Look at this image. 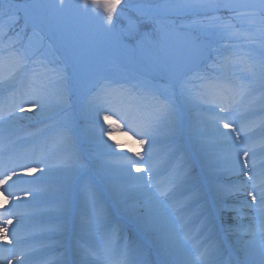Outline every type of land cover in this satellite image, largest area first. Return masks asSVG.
Segmentation results:
<instances>
[{"label": "snow or ice", "instance_id": "1", "mask_svg": "<svg viewBox=\"0 0 264 264\" xmlns=\"http://www.w3.org/2000/svg\"><path fill=\"white\" fill-rule=\"evenodd\" d=\"M217 40L233 54L213 60ZM119 53L126 63L114 66L132 67L135 82L114 87L101 73ZM0 90L8 93L0 122L51 113L68 149L70 182L46 209L56 218L53 245L67 258L46 264H264V0H0ZM74 95L89 142L109 157L103 163L72 135ZM191 100L208 106L226 154L187 149L179 102ZM257 111L258 125L245 118ZM114 132L132 133L146 150L107 143ZM162 139L171 144L163 156ZM8 151L0 141V194L17 203L0 212V245L4 264H29L34 249L21 250L13 208L23 177L43 173L44 159ZM242 208L253 223L233 227ZM213 233L239 237L229 245L235 259Z\"/></svg>", "mask_w": 264, "mask_h": 264}, {"label": "rangeland", "instance_id": "2", "mask_svg": "<svg viewBox=\"0 0 264 264\" xmlns=\"http://www.w3.org/2000/svg\"><path fill=\"white\" fill-rule=\"evenodd\" d=\"M130 3L135 4V3H139V2H150V0H129ZM125 12L128 15L134 14L133 12H131L130 9H125ZM23 23V21H21ZM44 35V39H43V44L45 46H47L49 43L47 41V37L45 34ZM222 42V41H220ZM223 43V42H222ZM214 47L217 48L218 50L225 52L228 51L229 55H232V50L231 49H226L222 44H214ZM126 53H119L118 57L116 60L109 62L108 64H106L105 66V71H103L101 73L102 76L104 77H109L107 75L108 72H115L118 70V66H114V65H119L121 62H125V57H126ZM215 55V53L213 52L212 57ZM240 55H243V52L240 53ZM129 70L133 71L135 73V70L132 67H128ZM99 78V77H98ZM109 81L112 82L113 86H119V85H125L127 86L128 84H130L129 82H122V83H117L112 79H108ZM2 91V90H1ZM74 107H75V111L73 110H69V116L67 117V119H69L72 122V135L75 138V140H77L78 145L83 149L84 154L87 155L89 152H91L92 154H94L97 157V163H101V159H103L104 157L106 158L105 155V149L103 147L102 144H98L95 142L90 143L88 140V130H89V125H88V121L86 119V117L84 115L81 114L80 109H79V101H77L76 103L74 102ZM188 104V110H189V115L188 118L189 120L186 119V121H188L189 124V129L186 131V133L188 132L190 136L193 137V139L195 140V145L196 147H199L202 151L208 153L210 156H214L217 155L216 153L213 152V148L211 147V144L217 145V146H225L221 140L220 137L218 136V134L215 131L214 128V122L209 120L208 117L210 114H203L201 112V109H207V107L204 106V104L199 103V101L196 100H191L187 102ZM75 114H79L80 118L82 121H84L85 123L82 124V126H80V131H81V135H82V140H78L76 139V133H78V123H77V118L74 116ZM16 115L18 117H29V119H22L19 121H13V122H9V123H4V122H0V141L3 142V140L7 137V132H11L12 130L14 131H23L25 132L24 134V138L29 139L35 135H39L37 138H39L43 133H47V132H54L57 128V126H55L53 124V119L51 118V113H46L45 115H40L39 114V110L35 111V112H30L28 114L26 113H20L17 112ZM22 115V116H19ZM62 115V114H61ZM57 120L61 119V116H57L56 117ZM75 119V121H74ZM113 119L115 120L116 117H113ZM258 120L257 122H255V124H259ZM39 128L33 129V130H25L28 128L30 123L33 124H38L40 123ZM221 131H227L225 129L221 128ZM114 133H117V135H115ZM113 133V139L112 140H107V137H104V139L107 141V143L109 144H115V143H119L122 145H126L127 148H132L137 147V148H141V145L139 143H134L132 146L128 145L124 142H122V137L125 134L124 132H114ZM260 128L256 127L255 131H254V139L258 141L260 139ZM186 137V134H185ZM56 138L58 137V134L56 135ZM218 140H220V142H217ZM34 142V141H33ZM85 144H88V146ZM162 145V148H159V146ZM9 148V147H7ZM158 150L160 151V153H163L167 148L168 145H165V143H159L157 145ZM48 149L47 147L45 148H39V151L45 152L48 151L50 152L51 150H46ZM120 151V149H118ZM227 152V149L225 150ZM220 152V151H219ZM129 155H131V153H129ZM162 156V155H161ZM223 178V177H222ZM246 179V178H245ZM226 181H230L228 179H223ZM241 199H243L241 197ZM248 199L250 200L251 198L248 197ZM26 210H22V216H20V218L18 217H13V224L12 226H25V225H30L31 223H29V221H27L24 217L26 216ZM246 211V212H245ZM241 209V213H249L248 209ZM45 213L46 216H52L55 218L54 214L51 213L50 211H46ZM40 214L37 215V213H32L30 216H27V219H29V217H34L36 218L40 223H42V229L47 228V230L49 231L50 227L52 224H54L56 222V219L51 221V224H49L48 220L44 217H40ZM21 218H24L21 219ZM17 220H19V222H17ZM230 223L233 227H235L236 225H243L245 227H247L249 224H252L253 221L251 219H239V220H230ZM258 227V226H257ZM15 228V227H13ZM48 235H44L45 238H47ZM4 247H8L7 245L3 246L2 248L0 247V257L4 258L5 253L3 252V248ZM56 252H59V250L55 249L54 247H49L48 245H44L41 249V251L39 253H35L32 254L28 257L29 259V264H35L38 261H40L41 259L45 258V257H49L54 255Z\"/></svg>", "mask_w": 264, "mask_h": 264}, {"label": "bare ground", "instance_id": "3", "mask_svg": "<svg viewBox=\"0 0 264 264\" xmlns=\"http://www.w3.org/2000/svg\"><path fill=\"white\" fill-rule=\"evenodd\" d=\"M135 139H138L136 136H134L132 133H128L124 136V140L129 143L132 144V142L135 141ZM13 143V141H15V139L11 140ZM21 143H25V141L23 140ZM18 156H20V154H16L14 156L13 159L17 158ZM41 158V156L39 157ZM37 158V159H39ZM43 158H44V154H43ZM259 158V157H258ZM65 160V159H64ZM64 160H59L57 161L56 158L54 159H45L44 160V164L41 165L45 166V165H58L60 166V168H58L57 170L54 171H48L47 173H42L39 169H37V171L33 172L31 175L29 176H25L23 178H27L29 179V177H42L44 174H48L49 175V180L50 183L49 184H43V183H30L27 186H22L18 188L19 192H23L25 190H42V192L47 196V197H51V198H56L59 197L61 194V190L65 187V185H67L69 183L70 180V173L67 169H65L63 167V161ZM17 171H20V169H17ZM237 207L240 206V204H235ZM234 214L231 213V215ZM252 217V216H251ZM21 233L18 234L20 237H22V245H21V250H26V249H34V245L33 242H31V237L33 236L32 232L33 230H31L30 228H28V226L21 228ZM229 239L232 241V243L234 244L235 241L238 240V236L237 235H232L229 234L228 235ZM252 237L249 236H244L243 239H251ZM261 238V234L259 232L256 233L255 239L257 241V243L259 242ZM37 246V245H36ZM35 251V250H34ZM33 252V251H32ZM57 257H61V254H58ZM76 259V257H75ZM51 260V258L45 259L44 262ZM2 262V260H0ZM12 264H15V260L12 262Z\"/></svg>", "mask_w": 264, "mask_h": 264}]
</instances>
